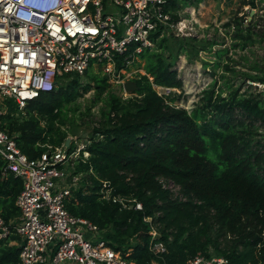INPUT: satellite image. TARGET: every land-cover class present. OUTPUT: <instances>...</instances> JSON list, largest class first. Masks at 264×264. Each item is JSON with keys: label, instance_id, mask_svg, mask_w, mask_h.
Masks as SVG:
<instances>
[{"label": "trees", "instance_id": "trees-1", "mask_svg": "<svg viewBox=\"0 0 264 264\" xmlns=\"http://www.w3.org/2000/svg\"><path fill=\"white\" fill-rule=\"evenodd\" d=\"M200 1L167 0V5L177 21L179 9ZM242 2L250 9L264 4ZM252 34L258 35L236 22L234 36L242 46ZM171 37H158L133 63L140 69L143 59L145 73L131 78L134 96L123 98L99 73L63 75L22 109L12 101L13 114L1 117V127L23 154L37 159L64 145L77 97L93 90V102H102L101 119L73 161L70 176L79 174L80 185L65 200L67 210L97 225L107 244L136 264H184L198 253L224 256L226 264H264V133L254 128L256 122L264 126V69L255 64L259 73H244L263 85L256 95H240L228 81L215 94L214 79L188 111L174 104L179 93L159 96L150 82L176 90L182 86L172 67L188 44L172 53ZM259 37L264 41V33ZM213 44L202 49L211 51ZM253 133L262 138L253 139ZM75 146L69 143V149ZM162 180L172 182L177 192ZM21 187L0 156V216L6 222L19 213L15 200ZM17 239L0 240V264H19V247L10 243ZM157 240L165 251L154 254L150 246Z\"/></svg>", "mask_w": 264, "mask_h": 264}, {"label": "built area", "instance_id": "built-area-1", "mask_svg": "<svg viewBox=\"0 0 264 264\" xmlns=\"http://www.w3.org/2000/svg\"><path fill=\"white\" fill-rule=\"evenodd\" d=\"M192 30L187 19L172 18L167 0H0V156L22 182L15 200L19 213L8 222L0 216V240L18 237L10 243L19 247V264L136 263L107 244L97 225L65 207L73 189L65 167L84 145H62L29 159L1 127V117L11 113L6 101L20 110L61 76L87 71L107 76L127 94L124 83L137 73L130 67L145 48L158 37ZM150 82L159 96L176 90ZM150 233L155 240L157 232ZM150 250L158 254L165 246L157 240ZM226 262L198 253L184 264Z\"/></svg>", "mask_w": 264, "mask_h": 264}, {"label": "rangeland", "instance_id": "rangeland-1", "mask_svg": "<svg viewBox=\"0 0 264 264\" xmlns=\"http://www.w3.org/2000/svg\"><path fill=\"white\" fill-rule=\"evenodd\" d=\"M178 16L187 19L193 25V30L189 35L172 34L170 38L173 46L172 53L178 50L180 44H188L184 51L179 52L172 67L182 82L181 88L175 90L180 94V99H176L174 104L190 111L199 103L203 90L212 87L214 79H217L214 87L215 94L226 88L225 81L229 82L232 89L238 88L240 95H247L251 92L256 95L262 91L263 85L245 78L244 73H259L253 68L255 64L264 69V41H261L259 37L264 33L263 2L259 3L256 8L250 9L249 5H244L242 0H202L179 9ZM237 21H241L243 27L248 25L252 27V30L259 36L252 34L253 39L242 46L240 39L234 36ZM212 41L214 44L211 51H204L202 48ZM214 63H217V66H214ZM143 64L144 60L141 59L140 69H136V64L131 65L130 68L134 69L133 72L144 73ZM225 65L229 68H225ZM85 81L86 79L83 78L82 82ZM111 88L123 98L135 95V91L126 94L116 86ZM94 98L93 90L77 97L78 109L73 116L74 124L68 127L67 138L70 139L69 143L72 142L79 148L86 142L92 127L97 126L101 119L99 109L102 102L95 103ZM7 106L9 112L14 109L12 100L8 101ZM254 128L258 133H264V126H259L258 122L254 123ZM252 135L253 139L262 138L256 133ZM78 154L72 159L73 161ZM73 161L68 163L65 169L68 174L67 183L72 185L74 191L80 185V176L79 174L70 176ZM162 183L164 187L170 188L174 193L177 192V187L172 182L162 180ZM99 235L102 233L100 232ZM99 235L95 236L98 238Z\"/></svg>", "mask_w": 264, "mask_h": 264}, {"label": "water", "instance_id": "water-1", "mask_svg": "<svg viewBox=\"0 0 264 264\" xmlns=\"http://www.w3.org/2000/svg\"><path fill=\"white\" fill-rule=\"evenodd\" d=\"M124 89L127 92L132 93V92H134V91L137 90V86H136L135 82H133L132 80H130V81H127V82L124 83ZM69 142H70V139L69 138H66L65 139L64 146L68 147Z\"/></svg>", "mask_w": 264, "mask_h": 264}]
</instances>
